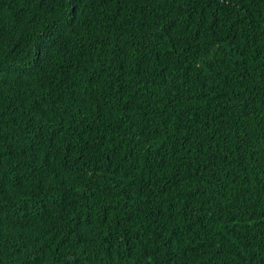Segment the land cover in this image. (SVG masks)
<instances>
[{"label": "trees", "instance_id": "16d2710c", "mask_svg": "<svg viewBox=\"0 0 264 264\" xmlns=\"http://www.w3.org/2000/svg\"><path fill=\"white\" fill-rule=\"evenodd\" d=\"M0 264H264V0H0Z\"/></svg>", "mask_w": 264, "mask_h": 264}]
</instances>
